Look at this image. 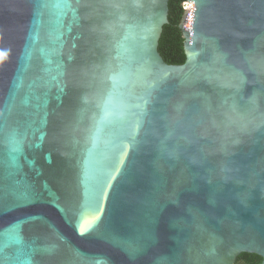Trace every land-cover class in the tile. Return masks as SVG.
I'll use <instances>...</instances> for the list:
<instances>
[{
    "label": "water",
    "instance_id": "1",
    "mask_svg": "<svg viewBox=\"0 0 264 264\" xmlns=\"http://www.w3.org/2000/svg\"><path fill=\"white\" fill-rule=\"evenodd\" d=\"M186 1L0 0V264H264V0Z\"/></svg>",
    "mask_w": 264,
    "mask_h": 264
},
{
    "label": "trees",
    "instance_id": "2",
    "mask_svg": "<svg viewBox=\"0 0 264 264\" xmlns=\"http://www.w3.org/2000/svg\"><path fill=\"white\" fill-rule=\"evenodd\" d=\"M185 0H169V22L163 27L159 41V52L169 64H182L186 59L184 39L179 28L184 15L183 2ZM262 257L254 253H241L235 264H260Z\"/></svg>",
    "mask_w": 264,
    "mask_h": 264
},
{
    "label": "snow or ice",
    "instance_id": "3",
    "mask_svg": "<svg viewBox=\"0 0 264 264\" xmlns=\"http://www.w3.org/2000/svg\"><path fill=\"white\" fill-rule=\"evenodd\" d=\"M24 195L27 196V193H24ZM90 214L93 215V216H95V212H91ZM85 215H86V213H85V212H82V213H81V217H80V227L83 229V230L81 231V234H84V232L90 230V229H91L92 227H94V225H95V221H93V222L89 223V224L87 225V227L85 228V227L83 226V221H84ZM28 264H31V261H29Z\"/></svg>",
    "mask_w": 264,
    "mask_h": 264
},
{
    "label": "built area",
    "instance_id": "4",
    "mask_svg": "<svg viewBox=\"0 0 264 264\" xmlns=\"http://www.w3.org/2000/svg\"><path fill=\"white\" fill-rule=\"evenodd\" d=\"M186 6H188L189 11H193V8H194V3L193 2L185 0L183 2V8H185Z\"/></svg>",
    "mask_w": 264,
    "mask_h": 264
}]
</instances>
